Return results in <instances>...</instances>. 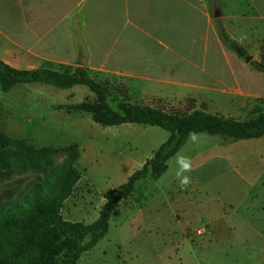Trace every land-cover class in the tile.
<instances>
[{
    "label": "rangeland",
    "instance_id": "1",
    "mask_svg": "<svg viewBox=\"0 0 264 264\" xmlns=\"http://www.w3.org/2000/svg\"><path fill=\"white\" fill-rule=\"evenodd\" d=\"M227 9L230 13L237 11L235 5ZM243 47L250 61H231L232 75L223 77L225 85L220 87V95L181 94L173 102L162 100L156 104L174 116L198 110L245 121L264 114V74L252 68V63L264 64V38L246 37ZM229 53L237 59L233 52ZM85 57L81 54L79 64L105 89L107 103L113 110L120 102L140 103L136 89L145 94L156 91L163 95L179 91L152 83H135L134 87L132 80L111 74L108 69L89 68L90 62ZM85 100L93 102L95 97L88 90L64 92L37 84L17 85L8 92L0 88V107L26 114L36 108L58 111V106ZM80 117L82 121L91 120L89 115L82 114L77 116L78 121ZM96 127L91 135L99 141L98 153L105 152L103 147L110 137L126 134L130 138L129 143H117L111 153L115 161L133 144L137 151L146 154L148 148H155L158 143L153 140L156 133L166 134L159 128L140 125ZM16 141L9 139L8 155L0 163V205L20 202L23 196L38 189L60 201L58 214L63 221L84 226L93 224L103 206V194L85 182L78 166L80 150L68 147L45 149L40 153L42 150L31 148L34 154L23 160L24 168L19 170L15 166V153L19 149L14 144ZM52 145L61 146L60 143ZM178 153L192 158L190 174L197 179L199 187L195 200L184 201L179 207H172L166 201L168 192L174 197L168 182L177 171L175 155L168 161V170L161 180L146 178L135 185L132 197L111 215L106 237L80 254L72 264H264V137L230 142L220 136L199 134L197 143L188 139ZM91 240L92 237H87L79 245ZM71 262L66 250L54 259V264Z\"/></svg>",
    "mask_w": 264,
    "mask_h": 264
},
{
    "label": "crops",
    "instance_id": "2",
    "mask_svg": "<svg viewBox=\"0 0 264 264\" xmlns=\"http://www.w3.org/2000/svg\"><path fill=\"white\" fill-rule=\"evenodd\" d=\"M229 5L237 7L236 13L228 12ZM218 25L241 46L246 37L264 38V0H0V61L23 71L74 69L82 68L79 61L85 54L89 68L108 69L132 80L134 87L152 83L178 89L168 95L135 90L140 103L133 105L163 111L156 102H173L181 94H221L223 77L231 74L230 63L238 58L221 42ZM164 75L169 78H160ZM84 88L63 91L88 90ZM82 114L45 108L26 114L2 106L0 132L32 149L78 148L83 178L100 194L125 184L168 138V133L157 132L153 140L158 143L146 154L127 144L131 148L115 161L111 153L117 143L130 138L110 137L105 152L98 153L99 141L91 135L97 124L82 117L78 121ZM186 174L192 178L186 189L176 175L168 182L174 197L165 195L172 207L195 200L198 181Z\"/></svg>",
    "mask_w": 264,
    "mask_h": 264
},
{
    "label": "trees",
    "instance_id": "3",
    "mask_svg": "<svg viewBox=\"0 0 264 264\" xmlns=\"http://www.w3.org/2000/svg\"><path fill=\"white\" fill-rule=\"evenodd\" d=\"M217 30L221 42L229 51L240 60L247 57L245 48L229 37L221 25H218ZM252 68L264 74V64L252 63ZM32 84L59 90L85 87L94 95L93 102L85 100L79 104L58 106L56 110L84 113L90 116L93 123L102 127H155L168 133V138L125 184L103 194L104 203L98 219L91 225L63 221L58 214L60 201L49 198L44 191L38 189L23 196L20 202L0 205V264H54L55 257L64 250L68 252L71 264L74 263L80 254L106 237L111 215L122 202L132 197L139 181L146 178L159 180L166 173L168 161L186 144L190 132L220 136L230 142L264 137V114L245 121L198 110L184 116H174L152 107L128 102L118 103L116 110H113L107 103L105 89L91 79L84 68L23 71L10 68L0 61V88L3 92H8L17 85ZM14 144L19 147L15 153V166L20 170L24 168L23 160L34 152L22 141L17 140ZM8 145L9 138L0 132V163L8 155ZM43 152L45 149L40 153ZM87 237H92V240L86 245H79Z\"/></svg>",
    "mask_w": 264,
    "mask_h": 264
},
{
    "label": "clouds",
    "instance_id": "4",
    "mask_svg": "<svg viewBox=\"0 0 264 264\" xmlns=\"http://www.w3.org/2000/svg\"><path fill=\"white\" fill-rule=\"evenodd\" d=\"M189 141H191L192 143H197L198 134L190 132ZM175 160L178 166L175 175L179 181L180 187L182 189H186L192 183L191 176L186 174L190 173L193 170L192 158L187 155L177 153L175 156Z\"/></svg>",
    "mask_w": 264,
    "mask_h": 264
},
{
    "label": "water",
    "instance_id": "5",
    "mask_svg": "<svg viewBox=\"0 0 264 264\" xmlns=\"http://www.w3.org/2000/svg\"><path fill=\"white\" fill-rule=\"evenodd\" d=\"M219 16H220V15H219L218 11H215V13H214V17L217 18V17H219ZM244 61H245L246 63H248V62L250 61V58L247 57V58L244 59Z\"/></svg>",
    "mask_w": 264,
    "mask_h": 264
},
{
    "label": "built area",
    "instance_id": "6",
    "mask_svg": "<svg viewBox=\"0 0 264 264\" xmlns=\"http://www.w3.org/2000/svg\"><path fill=\"white\" fill-rule=\"evenodd\" d=\"M200 232H198V234H199Z\"/></svg>",
    "mask_w": 264,
    "mask_h": 264
}]
</instances>
